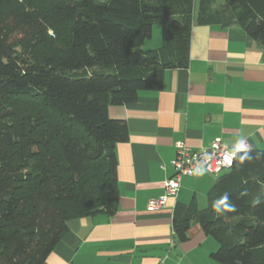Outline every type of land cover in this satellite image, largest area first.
<instances>
[{
    "label": "trees",
    "instance_id": "trees-1",
    "mask_svg": "<svg viewBox=\"0 0 264 264\" xmlns=\"http://www.w3.org/2000/svg\"><path fill=\"white\" fill-rule=\"evenodd\" d=\"M195 17L264 46V0H0V264H43L70 219L116 212L129 131L108 107L188 67ZM157 22L162 44L145 50ZM224 197L234 210L217 213ZM208 199L176 206L177 240L196 221L216 262L264 264V150L238 151Z\"/></svg>",
    "mask_w": 264,
    "mask_h": 264
},
{
    "label": "crops",
    "instance_id": "crops-1",
    "mask_svg": "<svg viewBox=\"0 0 264 264\" xmlns=\"http://www.w3.org/2000/svg\"><path fill=\"white\" fill-rule=\"evenodd\" d=\"M125 120L129 138L116 145L118 206L67 222L68 230L43 264H221L219 242L192 222L178 241V204L209 206L217 175L184 176L177 196L164 183L174 173L176 143L201 151L220 139L229 147L264 150V46L237 26L199 24L191 30L190 62L170 69L159 91H142L131 104L111 105ZM166 204L149 208L151 199Z\"/></svg>",
    "mask_w": 264,
    "mask_h": 264
},
{
    "label": "built area",
    "instance_id": "built-area-1",
    "mask_svg": "<svg viewBox=\"0 0 264 264\" xmlns=\"http://www.w3.org/2000/svg\"><path fill=\"white\" fill-rule=\"evenodd\" d=\"M238 146L229 147L222 143L220 139L213 142L212 146L201 151L191 149L184 141L176 143V156L172 160L174 173L166 179L164 186L166 193L171 196H177L181 181L184 176L197 175L203 171L217 173L223 169L232 166L236 153L244 150ZM166 204V196L154 198L150 200L149 208L156 210L162 208Z\"/></svg>",
    "mask_w": 264,
    "mask_h": 264
},
{
    "label": "rangeland",
    "instance_id": "rangeland-1",
    "mask_svg": "<svg viewBox=\"0 0 264 264\" xmlns=\"http://www.w3.org/2000/svg\"><path fill=\"white\" fill-rule=\"evenodd\" d=\"M196 16H197V13H196ZM161 44H162V24L157 22L153 26L151 38H149V39H147L145 41V44L143 46V49L147 50V49L158 48V47L161 46ZM230 168H228V169H230ZM228 169H223V170H221V171H219V172H217L215 174H217V175L223 174Z\"/></svg>",
    "mask_w": 264,
    "mask_h": 264
},
{
    "label": "clouds",
    "instance_id": "clouds-1",
    "mask_svg": "<svg viewBox=\"0 0 264 264\" xmlns=\"http://www.w3.org/2000/svg\"><path fill=\"white\" fill-rule=\"evenodd\" d=\"M242 147H243L242 144L239 145L237 150H239V148H242ZM243 159H244V157H241V160H243ZM221 206H223V207H221ZM214 208H215V211H216L217 213H222V212L225 211V210H227V211H232V210H234L233 207H232V205H230V204L227 203V197H224V198L221 199L219 202H217V203L214 205Z\"/></svg>",
    "mask_w": 264,
    "mask_h": 264
}]
</instances>
